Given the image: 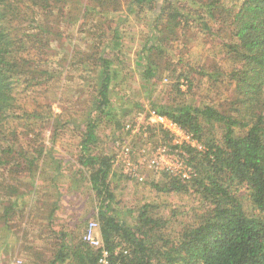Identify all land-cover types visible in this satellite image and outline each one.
<instances>
[{"label":"trees","instance_id":"trees-1","mask_svg":"<svg viewBox=\"0 0 264 264\" xmlns=\"http://www.w3.org/2000/svg\"><path fill=\"white\" fill-rule=\"evenodd\" d=\"M86 1L0 0V168L18 157L32 170L46 157L43 149L29 157L22 147L18 151L13 146L19 126L39 116L20 102L17 90L47 74L46 70L38 71L30 56L35 50L50 48L53 37H62L60 27L51 28L44 16L56 17L58 26L66 20L75 26L80 22V28L81 22L88 27L92 18H97L94 24L100 32L92 33L88 28L81 31L83 27L79 30L87 33V43H91L85 53L79 51L77 55L86 71L96 68L100 75L78 162L89 169L99 202L97 219L102 239L113 259L121 264H264V0H229L228 4L227 0H130L127 4L128 15H142L145 20L146 36L135 69L147 81L162 75L159 62L167 55L168 46L188 28L194 26L216 36L224 33L228 39L224 46L232 62L229 76L234 83L229 109L187 103L151 107L202 146H181L186 166L195 171L189 179L171 175L162 186L153 183L161 192L200 196L199 218L174 238L162 233L169 222L153 215L149 204L129 211L133 224L116 213L119 204L111 186L115 175L112 157L96 154L94 148L99 123L116 117L118 106L111 85L118 79L116 65L123 33L118 25L112 28V23L123 10L121 0ZM28 11L33 13L27 20L32 31L22 27L24 21L16 28L15 21L22 20L21 15ZM107 35L112 41L105 45ZM214 128H221L220 139L213 135ZM7 190L8 195L19 196L16 187L8 185ZM15 206L11 204L5 213L9 215ZM55 209L50 213L51 221ZM58 240L46 264H98L99 252L82 237L60 233Z\"/></svg>","mask_w":264,"mask_h":264},{"label":"rangeland","instance_id":"rangeland-1","mask_svg":"<svg viewBox=\"0 0 264 264\" xmlns=\"http://www.w3.org/2000/svg\"><path fill=\"white\" fill-rule=\"evenodd\" d=\"M129 1L121 0L123 11L112 23V28L118 25L123 33L120 62L116 65L115 78L118 79L111 85L118 106L116 117L99 123L94 152L113 157L117 142L126 140L132 144L136 157L148 161L159 146L171 150L176 148L175 142H186L184 133L168 124L171 120L162 123L148 118L151 107L187 103L225 109L234 97V83L229 76L232 62L226 54L224 44L228 39L224 33L216 36L192 26L168 46L167 55L159 62L163 67L162 75L147 81L135 69L138 50L146 36L145 20L142 15L126 13ZM21 17L22 20L15 21V27L24 21L22 27L32 31L27 22L33 17L32 11ZM44 20L51 28L60 27L62 37H53L50 48L35 50L30 56L38 71L46 70L47 74L38 82L24 83L17 90L20 102L29 111L36 110L39 116L19 126L13 146L18 151L22 147L29 157L43 149L46 157L32 170L18 157L12 164L0 168V264H15L17 260H22L23 264H46L59 243L60 232L83 238L89 223L98 221L97 194L90 183L89 169L80 166L78 156L100 74L96 68L86 71L87 66L77 55L79 51L85 53L91 43H87V33H79L82 22L81 28L80 22L75 26L67 20L58 26L57 18L51 14L45 15ZM92 20L81 31L88 28L92 33L100 32L94 24L97 18ZM103 41L106 45L112 37L107 35ZM179 75L183 76L179 78ZM140 112L145 114L140 123L151 124L147 136L129 137L125 125L132 123ZM212 133L216 139L222 137L221 128H214ZM191 142L192 146L202 149L193 137ZM179 146L183 152L182 144ZM18 163L22 165L16 167ZM146 166L145 162L147 180L144 183L122 177L118 168H112L115 175L111 186L115 202L119 204L116 213L133 224L135 220L129 211L149 204L154 208L153 215L159 214L169 222L162 233L174 238L199 218L200 196L157 190L153 183L162 186L171 174L151 172ZM191 172L195 171L191 169ZM8 185L16 187L19 196L8 195ZM57 199L59 211L51 221L49 216ZM11 204L16 206L7 215L5 209Z\"/></svg>","mask_w":264,"mask_h":264},{"label":"built area","instance_id":"built-area-1","mask_svg":"<svg viewBox=\"0 0 264 264\" xmlns=\"http://www.w3.org/2000/svg\"><path fill=\"white\" fill-rule=\"evenodd\" d=\"M144 113H138L135 120L132 123H127L125 125V130L129 137H146L147 130L150 127V123L142 125L140 123L141 119H144ZM148 118H152L158 122L166 123L168 118L156 114L154 111L150 110L148 113ZM169 125L173 127L176 131L182 132L184 134V142H175V149H168L165 146H159L153 156L148 161H143L136 157L135 150L130 142L119 141L117 142V150L112 157L113 167L119 169L120 173L127 179L133 180L138 183H144L147 180L145 174V162L148 166V171L151 172H168L174 176H182L184 179H189L191 177V167L186 166L184 151H180V144L192 145V136L189 135L183 128L174 123L172 120L168 121ZM178 147V148H177ZM83 241L92 249L99 252L98 264H121L113 259L111 251H109L102 239L101 227L99 221H93L89 223L83 234ZM15 264H23L22 260H17Z\"/></svg>","mask_w":264,"mask_h":264},{"label":"crops","instance_id":"crops-1","mask_svg":"<svg viewBox=\"0 0 264 264\" xmlns=\"http://www.w3.org/2000/svg\"><path fill=\"white\" fill-rule=\"evenodd\" d=\"M58 201H59V200L57 199V200L55 201V204H54L55 206H54L53 209H55V208H56V209H55V213L53 214V217H52L53 219H52V220H54L56 213L59 211V210H57V209H58V204H59ZM60 233H61V232H60ZM60 233H59V235H60ZM62 233H63V232H62ZM64 233H66V232H64ZM68 234H70V233H68ZM70 235H71V234H70Z\"/></svg>","mask_w":264,"mask_h":264}]
</instances>
